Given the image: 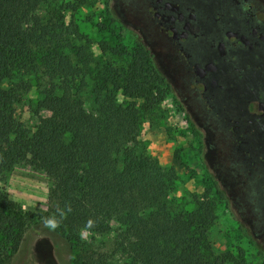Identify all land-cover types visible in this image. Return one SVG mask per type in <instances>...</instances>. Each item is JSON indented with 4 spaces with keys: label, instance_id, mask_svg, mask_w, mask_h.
Listing matches in <instances>:
<instances>
[{
    "label": "trees",
    "instance_id": "1",
    "mask_svg": "<svg viewBox=\"0 0 264 264\" xmlns=\"http://www.w3.org/2000/svg\"><path fill=\"white\" fill-rule=\"evenodd\" d=\"M41 3L0 0V264H8L19 252L31 219L1 185L20 163L51 179L56 204L45 220L69 244L74 253L71 264H107L90 249L86 232L93 241L95 235L115 233L117 249L135 264H248L243 256L213 249L210 229L216 202L209 196L211 190L196 198L191 210L173 212L168 197L174 170L135 150L143 115L170 90L150 50L139 40L124 65H110L96 74L92 115L74 88L70 59L53 58L57 66L52 77L58 81L36 109L47 114L39 116L24 146L19 143L16 92L8 84L29 68L31 47L42 28L34 17ZM32 20L33 35L25 29ZM101 47L125 54L107 43ZM82 63L86 66L87 59ZM119 93L126 99L120 101Z\"/></svg>",
    "mask_w": 264,
    "mask_h": 264
},
{
    "label": "rangeland",
    "instance_id": "2",
    "mask_svg": "<svg viewBox=\"0 0 264 264\" xmlns=\"http://www.w3.org/2000/svg\"><path fill=\"white\" fill-rule=\"evenodd\" d=\"M255 1L259 6L264 5V0ZM35 16L42 28L31 47L29 68L8 84L16 92L14 107L21 127L16 139L23 146L35 131L39 116L47 114L36 109L37 102L58 81L52 77L57 66L53 58L70 59L74 88L92 115L91 89L96 74L110 65H124L139 40V31L144 32L121 0H42ZM33 20L25 26L26 32L32 35ZM144 37L143 41L156 54L170 90L154 110L143 115L136 152L156 160L168 171L174 170L168 197L173 212L191 210L195 199L211 190L209 196L216 202V220L210 235L217 253L232 252L243 256L248 264H264V203L251 197L256 193L248 180L247 169L233 163L224 133L213 121L197 116L186 98L184 84L171 71L170 60L158 51L151 36L146 33ZM103 43L120 48L125 54L104 51ZM83 59H87L86 66ZM118 99L126 98L119 93ZM137 103L140 106L142 100ZM212 180L221 193L212 187ZM1 185L31 218L26 223L19 252L8 264H71L74 253L69 244L45 220L56 204L53 183L47 174L20 163L7 173ZM84 237L95 256L107 264H135L117 249L115 233L95 235L94 241L87 232Z\"/></svg>",
    "mask_w": 264,
    "mask_h": 264
},
{
    "label": "flooded vegetation",
    "instance_id": "3",
    "mask_svg": "<svg viewBox=\"0 0 264 264\" xmlns=\"http://www.w3.org/2000/svg\"><path fill=\"white\" fill-rule=\"evenodd\" d=\"M170 60L190 106L213 121L264 203V5L255 0H121ZM262 13V19L259 14ZM146 32V33H145ZM243 166V167H242ZM264 213V212H263Z\"/></svg>",
    "mask_w": 264,
    "mask_h": 264
}]
</instances>
